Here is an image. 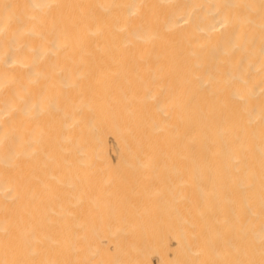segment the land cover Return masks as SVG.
Segmentation results:
<instances>
[{
  "label": "bare ground",
  "instance_id": "bare-ground-1",
  "mask_svg": "<svg viewBox=\"0 0 264 264\" xmlns=\"http://www.w3.org/2000/svg\"><path fill=\"white\" fill-rule=\"evenodd\" d=\"M0 264H264V0H0Z\"/></svg>",
  "mask_w": 264,
  "mask_h": 264
}]
</instances>
